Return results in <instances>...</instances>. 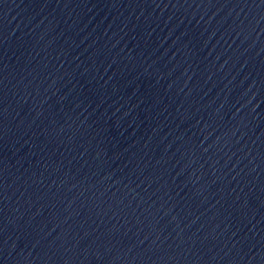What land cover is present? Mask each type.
I'll list each match as a JSON object with an SVG mask.
<instances>
[{
  "label": "water",
  "instance_id": "95a60500",
  "mask_svg": "<svg viewBox=\"0 0 264 264\" xmlns=\"http://www.w3.org/2000/svg\"><path fill=\"white\" fill-rule=\"evenodd\" d=\"M0 264H264V0H0Z\"/></svg>",
  "mask_w": 264,
  "mask_h": 264
}]
</instances>
